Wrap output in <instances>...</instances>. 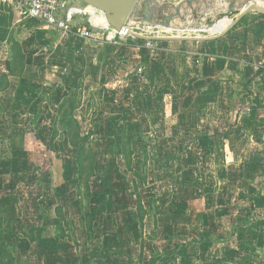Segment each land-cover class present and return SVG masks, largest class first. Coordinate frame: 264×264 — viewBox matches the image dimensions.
Returning a JSON list of instances; mask_svg holds the SVG:
<instances>
[{"label": "rangeland", "instance_id": "obj_1", "mask_svg": "<svg viewBox=\"0 0 264 264\" xmlns=\"http://www.w3.org/2000/svg\"><path fill=\"white\" fill-rule=\"evenodd\" d=\"M155 1L134 32L182 33L157 27L177 6L171 25L194 27L185 37L238 15L225 0ZM248 15L264 66V15ZM34 28L47 46L33 72L1 82L0 264H264V106L247 98L243 68L199 91L161 42L144 41L142 66L133 37L52 43Z\"/></svg>", "mask_w": 264, "mask_h": 264}, {"label": "crops", "instance_id": "obj_2", "mask_svg": "<svg viewBox=\"0 0 264 264\" xmlns=\"http://www.w3.org/2000/svg\"><path fill=\"white\" fill-rule=\"evenodd\" d=\"M225 1V6L236 3L235 0ZM218 6H220V4H218ZM99 14L100 13L97 11L89 12L88 17L90 22L94 24L96 18L101 17ZM248 16L247 14L242 19L245 20ZM228 20L223 19L218 24L216 22L214 26L215 29L218 32L222 31L228 25ZM241 21L223 37L214 41L161 42L163 46H166V49L161 50V58L165 59L166 63L169 62V60L173 62L175 72H181L179 74L184 75L186 78L189 75L192 85L194 87L196 86L199 91H201L206 84L210 83L209 80L213 79L215 74H219L228 67L237 64L243 68V74L245 78H247L244 84L247 98L253 102V105L264 106V83L258 82V80H249L253 76L251 74L255 73L258 67L263 70L261 73H264V66H259L263 60V56H259V44L254 42L255 40L251 37V35H255V33L251 31L249 24H247L249 21L246 23ZM34 29L37 28H34L33 23L28 21L23 22L19 18L18 7L15 0H0V75H6L8 79L15 78L14 76H10V74L12 70V49L14 50V47L16 48L17 46L20 47L22 55H25L24 73L33 72L32 67L26 68V66L29 64L32 65L34 54H36V51L38 52L40 50L41 45L47 46L45 44L47 37L45 36V38L41 39ZM210 30L213 31L214 28H210ZM51 36L52 43L64 37L57 35L56 38L52 33ZM100 36V33L95 35V42L97 41L96 38H100ZM40 41L43 42V44H41ZM170 45L174 46L172 50L168 48ZM188 45H191L194 50L187 52L186 46ZM177 46L180 47L176 49ZM127 47L130 46L127 45ZM9 89H11V87H9L7 91ZM205 89H208V85ZM237 96L239 95L237 94ZM238 99L243 101L246 98L239 97ZM254 120H256V118ZM256 137L258 138L260 136Z\"/></svg>", "mask_w": 264, "mask_h": 264}, {"label": "water", "instance_id": "obj_3", "mask_svg": "<svg viewBox=\"0 0 264 264\" xmlns=\"http://www.w3.org/2000/svg\"><path fill=\"white\" fill-rule=\"evenodd\" d=\"M236 3L230 4L226 7L227 13H232L238 11V15L234 20H229L228 25L220 32L216 33V35L206 36H188V37H180V36H168V37H159L152 36L146 37L140 35L134 31L130 32V36L147 42H207L214 41L223 37L228 31H230L234 26H236L241 19L249 14V13H260L264 15V7L256 4L257 1L264 0H235ZM241 1L244 4L238 6V2ZM193 3V0L187 2V6H190ZM151 4L158 5V2L155 0H77L72 6L83 9L84 7H92L95 10L100 11L106 20V23L109 27L116 31H121V29L129 25L130 23H145L152 24L154 21V17L152 14ZM175 12L164 17V20H157V27H169L176 20H183L184 17L182 15L181 6H177L174 8ZM192 18L197 19V15L195 12L192 14ZM53 35L57 38V35L53 33Z\"/></svg>", "mask_w": 264, "mask_h": 264}, {"label": "built area", "instance_id": "obj_4", "mask_svg": "<svg viewBox=\"0 0 264 264\" xmlns=\"http://www.w3.org/2000/svg\"><path fill=\"white\" fill-rule=\"evenodd\" d=\"M69 2L70 0H15L22 20L36 21L52 34L95 41V35L100 33L105 34L106 41H111L131 37V31H138L135 23L124 26L121 31L108 25L105 27L101 22L93 24L88 15L80 13L77 7L72 6L75 1L70 4ZM149 46L148 43L147 47Z\"/></svg>", "mask_w": 264, "mask_h": 264}, {"label": "trees", "instance_id": "obj_5", "mask_svg": "<svg viewBox=\"0 0 264 264\" xmlns=\"http://www.w3.org/2000/svg\"><path fill=\"white\" fill-rule=\"evenodd\" d=\"M243 20L244 19H242V21ZM28 22H31L33 24L34 23H37L36 21H28ZM220 22H221V20L218 21L217 24L220 23ZM144 44H145L144 41L136 39L134 42H130L128 46H130V47H135L136 46L138 48V56H140L139 57L140 58V65L147 66V64L149 62V54H148V51L143 47ZM182 45H185V44H182ZM14 49H18L17 51L20 52V56L17 54V52L14 53L13 52V49H12V60H11V66H12L11 68H12V70H11L10 76L16 77L15 76L16 73L21 74L23 72L24 56L22 55L21 49H20L19 46H17L16 48L14 47ZM18 59L21 62L20 65H19ZM16 69H18V70L16 71ZM261 72H263V70L261 68H258V70L256 71V74L261 73ZM144 74H146L145 71H143V75ZM6 78H7L6 75H2V77L0 78V91L3 90V87H2V83L1 82L3 80L6 81ZM80 141H82V142L85 141L84 137L83 138L81 137ZM79 156L81 157V154L80 153H79ZM173 158H175V157H173ZM250 209H251V211L253 210L252 207ZM250 217H251V214L250 215L249 214H246V217L245 218L246 219H249Z\"/></svg>", "mask_w": 264, "mask_h": 264}, {"label": "bare ground", "instance_id": "obj_6", "mask_svg": "<svg viewBox=\"0 0 264 264\" xmlns=\"http://www.w3.org/2000/svg\"><path fill=\"white\" fill-rule=\"evenodd\" d=\"M259 3V5H261L262 7H264V1H257L256 2V4H258ZM220 8H226V6H225V4H220V6H219ZM218 7V8H219ZM79 9V11H80V13H82V14H86V15H88V13L89 12H91V11H97L98 13H100L99 15L101 16L100 18H96V21L94 22V24L95 23H97V22H101V23H103V25L106 27L107 26V23H106V20H105V17H104V15L100 12V11H98V10H95V9H93L92 7H89V6H87V7H84L83 9H80V8H78ZM218 11V10H217ZM214 13V12H213ZM130 25H133L132 23H130ZM158 28H160L161 29V27H158ZM193 26H190L189 24L187 25V26H185V27H181V26H179V27H177V26H169V27H167V28H163L162 27V29L161 30H163V32L162 33H170L171 31H173V30H181L180 32H182V33H180V34H178V36L179 35H181L180 37H185V36H182V35H184L183 34V32H185V31H191V30H193ZM195 30V29H194ZM198 31V30H197Z\"/></svg>", "mask_w": 264, "mask_h": 264}]
</instances>
